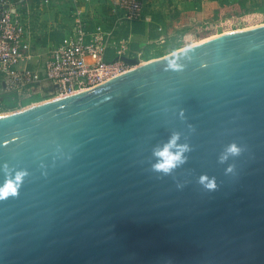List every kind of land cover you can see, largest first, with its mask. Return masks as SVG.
<instances>
[{
    "label": "water",
    "instance_id": "obj_1",
    "mask_svg": "<svg viewBox=\"0 0 264 264\" xmlns=\"http://www.w3.org/2000/svg\"><path fill=\"white\" fill-rule=\"evenodd\" d=\"M122 59L0 113V184L27 172L0 198V264H264V23ZM173 133L190 150L164 175L153 151Z\"/></svg>",
    "mask_w": 264,
    "mask_h": 264
},
{
    "label": "built area",
    "instance_id": "obj_2",
    "mask_svg": "<svg viewBox=\"0 0 264 264\" xmlns=\"http://www.w3.org/2000/svg\"><path fill=\"white\" fill-rule=\"evenodd\" d=\"M91 1L72 0L71 31L59 42L39 44L21 7L13 0H0V98L28 94L43 81L57 96L65 95L91 88L133 67L122 56L143 62L145 45L136 47L133 28L147 21L145 3L116 0L108 21L92 22L83 6ZM162 31L159 26L156 37L147 43L165 42Z\"/></svg>",
    "mask_w": 264,
    "mask_h": 264
},
{
    "label": "rangeland",
    "instance_id": "obj_3",
    "mask_svg": "<svg viewBox=\"0 0 264 264\" xmlns=\"http://www.w3.org/2000/svg\"><path fill=\"white\" fill-rule=\"evenodd\" d=\"M67 1L57 2L66 8ZM232 1L229 5H224L223 2L217 3L214 0H143L148 12L147 21L144 23L146 32L136 33L138 37L136 47L145 45L142 61L159 57L160 53L169 54L186 46L183 41L187 37L192 40L191 43H194L228 30L242 29L264 23V0H246L244 5L243 3H237V0ZM22 5L31 10L30 13H27V16L28 14L30 16L26 17L29 23L33 25L35 20L40 19L39 28L37 24L35 27L38 29V36L41 40L48 36L59 38L61 32L55 28L58 15L53 16L45 8L46 3L42 4V0H32L28 3H22ZM230 5L234 6L230 8ZM196 7H201V11L199 10L197 13L195 11ZM159 26L163 28L165 42L147 43L145 37L147 38L150 34L156 35ZM147 39L151 38L148 37ZM37 41L41 44L39 40ZM174 46L180 47L174 49ZM147 54L151 58L148 59ZM56 96L57 94L52 91L49 83L43 81L34 86L28 94L20 95L19 99L15 97L9 99L11 102H17L18 100L17 107H8L5 104L6 99L0 98V113L21 109Z\"/></svg>",
    "mask_w": 264,
    "mask_h": 264
},
{
    "label": "clouds",
    "instance_id": "obj_4",
    "mask_svg": "<svg viewBox=\"0 0 264 264\" xmlns=\"http://www.w3.org/2000/svg\"><path fill=\"white\" fill-rule=\"evenodd\" d=\"M180 115L181 117L184 116V110H181ZM179 138V133H173L163 148L158 147L153 151V156L156 159L155 162L152 163L151 167L154 171L164 175H171L177 167L185 162V153L190 150V147L188 144H178L177 141ZM242 151V146H238L237 143L232 142L227 146L226 152L220 157V160L223 163L228 159L229 155L239 156ZM4 167L7 168V165ZM232 170L233 168L231 165H229V167L226 169L227 172H231ZM26 175L27 172L18 171L14 179H6L3 184H0V198L7 197L9 195H15L21 181ZM198 182L208 189H214L216 187L215 179L209 178L206 174H202L198 178ZM177 187L182 188L183 185L178 184Z\"/></svg>",
    "mask_w": 264,
    "mask_h": 264
},
{
    "label": "crops",
    "instance_id": "obj_5",
    "mask_svg": "<svg viewBox=\"0 0 264 264\" xmlns=\"http://www.w3.org/2000/svg\"><path fill=\"white\" fill-rule=\"evenodd\" d=\"M13 1L18 6L21 7V10H22L25 18L30 16L29 14L27 16V13L28 12L30 13L31 10L28 9V7H24L22 5V3H25V2L28 3V2H31L32 0H13ZM57 1H65L66 2V0H50L49 3H46L45 8L49 12H51L53 16L58 15V18H57L58 21H55V28L58 29L59 32H61V35L59 36V38H54L52 36H48V37L44 38L43 40H41L38 36L39 35L38 29L35 27V25L37 24V27L39 28L40 19L38 18L37 20H35L33 25L31 23H29L28 20L26 19L30 28L33 30L35 38L37 40H39L40 43L45 44L47 42H59L66 34H68L71 31V29L74 25L72 0L67 1L68 5L66 8L63 7L61 5V3H58ZM115 1L116 0H92L91 3L83 5L86 17H89L90 19L94 20V22H97V21L98 22H100V21L106 22V21H108L107 19L110 18V15L113 14L112 5L115 3ZM36 8H35V10H36ZM63 17H65V18L63 19ZM62 19H63V21H62ZM62 22H64V23H62ZM57 26H59V27H57ZM135 38H136V40L138 39L137 35L135 36ZM147 38L145 37L146 41L148 40ZM56 40H58V41H56Z\"/></svg>",
    "mask_w": 264,
    "mask_h": 264
},
{
    "label": "trees",
    "instance_id": "obj_6",
    "mask_svg": "<svg viewBox=\"0 0 264 264\" xmlns=\"http://www.w3.org/2000/svg\"><path fill=\"white\" fill-rule=\"evenodd\" d=\"M215 2H217V3H221V2H223V4L224 5H229V3H230V1H232V0H214ZM233 2V1H232ZM234 2H236V1H234ZM245 2H246V0H237V3H243V5L245 4ZM234 5H230V8L231 7H233ZM200 8L201 7H196V9H195V11L198 13L199 12V10H200ZM194 11V12H195ZM201 11V10H200ZM145 26L144 25H142V23H139V24H136L135 26H134V28H133V31L135 32V33H144V31H145ZM157 35V34H156ZM156 35L155 34H150V35H148V37L149 38H155L156 37ZM184 45H188V44H190L191 42H192V40L189 38V37H187V38H185L184 39ZM178 47H180V46H174V49H176V48H178ZM162 55H164L163 53H160L159 54V56H162ZM111 57V56H110ZM147 58L149 59V58H151V56L149 55V54H147ZM12 97H15V98H17V99H19V97L18 96H16V95H13V94H4L3 96H2V98H4V99H6L5 100V104L8 106V107H17L18 106V100H17V102H11V101H9V99H11Z\"/></svg>",
    "mask_w": 264,
    "mask_h": 264
},
{
    "label": "bare ground",
    "instance_id": "obj_7",
    "mask_svg": "<svg viewBox=\"0 0 264 264\" xmlns=\"http://www.w3.org/2000/svg\"><path fill=\"white\" fill-rule=\"evenodd\" d=\"M144 62V61H143Z\"/></svg>",
    "mask_w": 264,
    "mask_h": 264
}]
</instances>
